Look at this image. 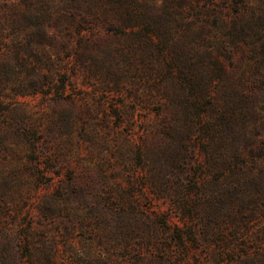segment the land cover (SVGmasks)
I'll return each instance as SVG.
<instances>
[{"label":"rangeland","instance_id":"obj_1","mask_svg":"<svg viewBox=\"0 0 264 264\" xmlns=\"http://www.w3.org/2000/svg\"><path fill=\"white\" fill-rule=\"evenodd\" d=\"M0 264H264V0H0Z\"/></svg>","mask_w":264,"mask_h":264}]
</instances>
